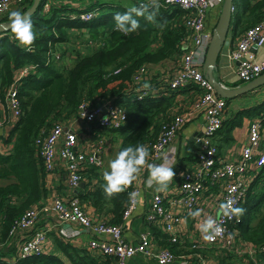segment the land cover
Instances as JSON below:
<instances>
[{"label":"trees","instance_id":"obj_1","mask_svg":"<svg viewBox=\"0 0 264 264\" xmlns=\"http://www.w3.org/2000/svg\"><path fill=\"white\" fill-rule=\"evenodd\" d=\"M43 1L30 14L37 36L31 51L8 36L10 29L0 32V98H4L6 86L17 78L21 108L20 115L12 122L6 136H0L4 142H12L7 151L0 152V264H115L112 256L94 255L85 248L57 238V246L64 257L45 251L18 256V247H6L15 220L45 194V168L34 139L42 127L51 125L52 114L54 117L61 113L69 115L77 110L83 98L95 100L102 97L112 98L126 109L125 123L109 130L122 139L119 151L130 144H145L153 139L159 132V118H164L173 106V96L150 94L139 97L132 90V76L139 66L160 62L176 50L183 34L181 21L185 10L174 4L159 3L157 23L137 17L139 28L124 35L116 30L114 16L129 7L138 6L134 0L116 3L109 0H52L46 11L41 8ZM31 3L32 0H22L18 10L14 11L22 13ZM232 4L229 29L232 36L238 37L264 16V0H233ZM86 11L95 14L89 19L73 17ZM9 14L0 16V22L8 21ZM88 38L98 42L97 45H85ZM53 47L60 51L59 62L48 60ZM68 60L71 61L69 66ZM28 63L34 64L35 69L18 77L20 69ZM246 94H259L262 97L238 108L233 116L222 120L217 132L222 133L223 137H229L241 117L252 116L264 109V91L256 88L239 95ZM192 144V141L188 142L185 152L177 154L175 172L178 167L184 169L195 160L197 150L189 149ZM93 167L83 170L84 178L96 177L98 181L92 183V189L86 188L83 193L77 188L76 195L89 198L99 216H109V221L113 223L122 222V210L131 185L114 198L107 199L103 190V174ZM86 184H90L89 179ZM263 204L264 163L254 171L244 196L238 201V206L246 211L234 224L239 236L255 245L264 242V214L252 223L254 213L261 211ZM151 229L154 238L174 253L194 251L168 240L167 235L156 227ZM208 250L214 252L215 249L199 251L205 256ZM7 255L11 258H7ZM231 256L229 252L227 257ZM260 256L264 257L263 253ZM195 264L198 262L195 261Z\"/></svg>","mask_w":264,"mask_h":264},{"label":"built area","instance_id":"obj_2","mask_svg":"<svg viewBox=\"0 0 264 264\" xmlns=\"http://www.w3.org/2000/svg\"><path fill=\"white\" fill-rule=\"evenodd\" d=\"M21 1L0 0V16L18 10ZM134 1L138 6L149 3V0ZM214 2L220 4L221 0H158V3L174 4L185 10L181 21L183 34L176 48L180 56L179 69L167 78H160L155 84L148 81L149 64L139 66L132 76V90L137 92L139 97L150 94L170 95L174 90L187 88L191 108L189 113L202 114L203 117V130L195 138L198 142L195 160L182 170L183 175L180 174V177L175 179V186L170 192L151 193L142 212L145 229L139 233V239L132 242L126 240L122 234L124 221L130 218L137 207L140 188L136 183H132L128 189L122 210L123 221L120 223L110 222L105 216L90 215L76 195L75 190L84 179L83 170L90 166L100 169L103 165L109 143L106 132L122 126L127 118L125 107L115 103L112 98H83L77 110L65 117L81 120L79 128L89 127L92 139L90 146L80 143V129L67 126L65 117L52 120L49 127H42L35 136V145L43 159L45 170L52 169L55 144L60 142L61 168L67 175L71 192L67 196H55L49 203L42 199L32 203L15 220L9 233L11 237L23 234L17 242L18 256L46 251L47 228L31 230L38 219L49 212L55 214L57 223L75 222L88 229L92 236L87 241L86 249L94 255L114 257L115 264H126L129 259L138 255L153 257L158 264H170L177 258L185 257L195 258L199 264H205V256L200 249L214 248L228 252H240L245 249L248 240L239 236L234 225L236 218L228 220L222 217L219 214V205L234 199L238 206V201L244 196L254 171L264 163V109L251 116L247 139L238 155L229 158L222 154L215 136L225 118L227 100L216 92L202 70L204 55L212 37V28L206 27V19ZM51 3L52 0H44L42 10H48ZM94 14L93 11H86L73 17L89 19ZM7 33L16 41L12 32ZM97 43L88 38L85 45L94 47ZM183 43L187 44L185 48L181 47ZM263 43L264 16L248 26L229 50V57L236 61L234 71L242 83L264 71V59H256L254 51ZM48 60L59 62L60 51L53 47ZM34 69V64H25L18 77ZM18 83V79H14L6 86L4 98H0V105L12 110L16 118L21 113L17 96ZM145 84L149 87L145 88ZM177 107L179 106H171L167 115L159 118V132L144 144L149 149V160H160L162 153L184 124L187 116ZM4 120V115L0 116V125ZM8 149L7 144L0 138V152ZM73 175L78 177L75 182L72 180ZM198 209L202 210L201 216L193 218L190 213ZM185 214L189 215L194 225L211 216L220 222L226 231L214 242H206L197 227H186ZM152 227L166 234L168 240L194 251L174 253L154 238ZM28 231L30 232L26 235ZM252 245L249 253L264 252V242Z\"/></svg>","mask_w":264,"mask_h":264},{"label":"crops","instance_id":"obj_3","mask_svg":"<svg viewBox=\"0 0 264 264\" xmlns=\"http://www.w3.org/2000/svg\"><path fill=\"white\" fill-rule=\"evenodd\" d=\"M219 13V3H215L210 6L207 19H206V27L212 28L216 18ZM237 37L232 36V34L229 32L226 41L220 51L218 60H217V66L214 69L215 76L226 86H235L233 83L239 82L241 83L240 79L237 77L234 67H235V60L229 57V50L236 42ZM158 41H156L157 43ZM187 44L183 43L181 44L182 48H185ZM256 59L262 60L264 59V43L263 45L257 47L255 50ZM179 53H177V49L174 50L167 58L163 59L160 62L149 64L150 66V75H149V83L155 84L156 81H158L160 78H167L168 76L172 75L174 72H176L179 69L180 64V58ZM238 83V84H239ZM261 87V88H260ZM257 87L261 89V91H264V85ZM263 88V89H262ZM256 90V89H254ZM261 93V92H260ZM259 93V94H260ZM259 94H246L244 96L237 95L232 98H229L227 101V107L225 110V118L229 116H233L234 112L241 108L242 106L251 104L256 100V98L262 97V95L258 96ZM173 96V105L179 106L177 107L179 111H181L183 114H185L187 117L185 119L184 124L178 130L176 135L174 136L173 140L170 142V144L166 147L164 152L161 155L160 160H149V163L152 164H159L162 162V157L165 155H168L171 159L175 158L174 162H177V154L181 152L183 154L185 152V148L188 146V142L192 141L193 144L190 146L191 151H196L198 147V142L195 139L196 136L199 135V133L203 130V117L202 114H190V99H189V93L187 88H181L179 90H174L173 93H171ZM0 110L2 112L1 116L4 115L5 120L0 125V136H6L7 132L10 129V126L12 122L16 119L14 116L12 110H10L7 107H4L0 105ZM52 116L50 117V121H52ZM251 116L244 115L241 117V120L238 125H235L230 134L229 137L225 138L223 137L222 133L216 134V141L220 144L219 150L224 154L225 156L229 158H234L238 155L240 152L241 146L243 143H245L248 135V124L250 121ZM65 123L67 126H73L75 128H79L82 121L79 119L70 120L69 118L65 117ZM79 134H80V143L81 144H88L91 145V133L88 126L79 128ZM107 136L109 137V143L108 147L106 149L103 165L100 169L93 167L94 169L98 170L101 174H103L105 171L109 170V162L113 160L117 153L119 152V147L121 145L122 139L120 136L117 135V133H114L113 131H107ZM194 136V137H193ZM2 141L4 142V139L0 137ZM193 138V139H191ZM7 146L10 148L12 145V142H5ZM195 145V146H194ZM59 148H60V142L57 141L55 144V150L53 155V167L50 170H45L44 178H43V186L45 188V194L42 196V200L44 202H50L53 197L58 195H64L67 196L70 194L71 189L68 186L67 183V175L65 171L61 168V158L59 157ZM194 151V152H195ZM190 160L184 162V166L187 165V163ZM183 168L178 167L176 176L173 180V182L169 185V188L167 192H170L172 188L175 186V179L178 178L182 172ZM149 178V173L147 169H145L141 175L133 182L136 183L139 188V196H138V202L136 209L132 212V215L129 219L124 221L123 223V230L122 234L126 240L136 242L139 239V233L145 229L144 220L142 217V212L145 208V205L148 202V199L151 195V193L154 190V188H149L147 185V180ZM90 180V184H86V181ZM98 181L96 177H87L81 182H83V185L78 187V190H80L82 193L86 191V188H93L92 183ZM86 184V185H85ZM79 191V192H80ZM81 203L83 207L85 208L86 212L90 215L99 216L98 213H96V209L93 206L91 200L89 198L80 197ZM186 216V227H197L199 229L200 223H192L189 219V215L185 214ZM109 217V216H108ZM123 221V219H122ZM40 228H47V249L45 252H52L54 254H57L61 257H64L63 251L57 246L56 238L60 239L62 241H68L71 244L78 246L80 248L86 249V244L89 238H91L92 233L79 225L75 222H65V223H57V218L53 212H49L47 215H43L38 219V222L34 226V228L31 230H36ZM161 231V230H159ZM30 231H28L29 233ZM22 237V233H19L15 236H10V239H8V242L6 243L7 248H17L18 245V239ZM5 247V248H6ZM179 247V246H178ZM253 248L252 243L248 241V245L245 247L243 251L240 252H230L232 256L234 257H227L226 255L229 254L228 251L224 250H214V252H211L208 250V252L205 255V264H264V257L261 258V254L264 252H257V253H249V249ZM228 252V253H227ZM7 258H11L7 255ZM223 260V261H221ZM195 261L189 257L185 258H177L170 264H195ZM198 262V261H197ZM126 264H158L155 258L149 257L146 255H138L135 256L127 261ZM199 264V263H198Z\"/></svg>","mask_w":264,"mask_h":264},{"label":"clouds","instance_id":"obj_4","mask_svg":"<svg viewBox=\"0 0 264 264\" xmlns=\"http://www.w3.org/2000/svg\"><path fill=\"white\" fill-rule=\"evenodd\" d=\"M159 8L158 0H149V3L132 6L123 13H116L114 16L116 30L124 35L135 32L140 26L137 17H143L150 23H157ZM9 20L10 30L16 41L23 48L31 51L37 38L31 16L22 14L20 11H12L9 14ZM144 87L147 88L149 85L145 84ZM149 155V149L144 144H130L120 150L116 157L109 162V170L103 173L105 197L112 199L124 192L145 169L149 173L148 187L154 188L156 192H166L176 176L174 171L175 162L168 155H165L162 157L161 163L152 164L148 162ZM77 179L78 177L73 175V182ZM236 204L237 201L234 199L221 203L219 214L228 220L236 218L238 222L246 210L243 207L236 206ZM201 211L198 209L191 212L190 215L193 218L199 217ZM199 231L203 240L214 242L217 238H221L226 230L220 222L208 216L199 224Z\"/></svg>","mask_w":264,"mask_h":264},{"label":"water","instance_id":"obj_5","mask_svg":"<svg viewBox=\"0 0 264 264\" xmlns=\"http://www.w3.org/2000/svg\"><path fill=\"white\" fill-rule=\"evenodd\" d=\"M40 2L41 0H32L30 6L26 8L22 12V14H32L38 8ZM232 3L233 0H221L219 13L216 18L215 24L212 27V37L208 44L202 62V70L207 76L208 80L214 86L216 92L225 98H232L234 96L242 94L243 92H247L264 85V71L252 78L251 80H248L235 86L224 85L214 74V69L217 66V60L220 51L226 41V37L230 29L233 10ZM9 24L10 20L1 21L0 32L7 31L8 29H10ZM201 132L199 133V135L201 134ZM80 185L82 186L83 182H80Z\"/></svg>","mask_w":264,"mask_h":264},{"label":"rangeland","instance_id":"obj_6","mask_svg":"<svg viewBox=\"0 0 264 264\" xmlns=\"http://www.w3.org/2000/svg\"><path fill=\"white\" fill-rule=\"evenodd\" d=\"M116 1H119V2H120V1H122V2H126L127 0H109L108 2H115V3H116ZM128 1H129V0H128ZM228 33H229V32H228ZM82 41H83V40H82ZM83 42H84V41H83ZM60 49H61V48H60ZM67 62H68V66H69L70 63H71V61L68 60ZM65 116H66L65 114L61 113V114H58L56 117L52 116V120H55V119H63ZM261 214H264V204L262 205L261 211L254 213L255 218L252 219V223H253V224L256 222V220L258 219V217L261 216ZM226 256H227V255H226ZM234 256H235V255H234ZM234 256H232V257H234Z\"/></svg>","mask_w":264,"mask_h":264}]
</instances>
